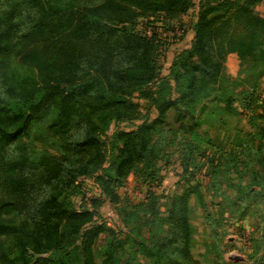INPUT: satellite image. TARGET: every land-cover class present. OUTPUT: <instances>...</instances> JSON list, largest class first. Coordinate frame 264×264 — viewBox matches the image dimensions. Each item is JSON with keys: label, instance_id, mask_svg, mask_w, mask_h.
Masks as SVG:
<instances>
[{"label": "trees", "instance_id": "1", "mask_svg": "<svg viewBox=\"0 0 264 264\" xmlns=\"http://www.w3.org/2000/svg\"><path fill=\"white\" fill-rule=\"evenodd\" d=\"M263 1L200 0L190 46L161 78L159 42L137 32V21L159 14L179 22L193 0H0V264H125L127 238L97 223V209L119 204L118 190L133 174L144 186L159 184V163H167L175 141L184 168L196 170L193 157L208 152L209 142L194 129L208 112L240 115L224 74L228 54L254 71L247 99L254 98L264 78V18L256 10ZM169 83L175 98L163 92ZM136 98L148 104L145 113ZM137 121L132 130L106 134L111 124ZM228 143L214 144L206 157L210 194L223 198L229 190L241 205L263 200L264 121ZM82 179L101 196L76 208ZM192 193L197 187L174 195L163 218L144 205L150 236L137 230L129 249L155 258L145 264H203L188 222ZM205 220L217 264H225L208 210ZM101 235L106 240L97 247ZM256 245L264 263V241Z\"/></svg>", "mask_w": 264, "mask_h": 264}, {"label": "rangeland", "instance_id": "2", "mask_svg": "<svg viewBox=\"0 0 264 264\" xmlns=\"http://www.w3.org/2000/svg\"><path fill=\"white\" fill-rule=\"evenodd\" d=\"M257 12L264 18V1L256 7ZM138 10H136L137 12ZM196 11L190 10L186 15L181 16L179 22H166L162 15H155L150 19H138L136 31L145 34L146 37L155 38L160 45L156 63L160 69L161 78H165L169 73L171 62L176 54L181 50L188 48L193 38L192 26L195 22ZM149 32V35L147 34ZM224 74L229 80L230 86L234 88L235 103L234 108L238 109L239 116L234 117L223 116L222 114H206L207 122H201V125L194 129V132L204 134V139L209 142L208 152L204 155H194V165L197 167L192 173L191 169H185L182 164L181 150L177 145H169V159L164 161L161 159L159 166L161 170V182L153 183L151 187L140 183L131 175L126 182L128 192L124 193L118 190L121 201L117 205L110 202H104L97 209V223L105 224V227L118 232L120 238H127L128 244L124 256L121 260L125 264H145L154 262L155 258H147L141 253H132L129 249V243L133 239L137 230L145 232L148 236L145 222H150V212L144 205L153 206L154 210L161 218L167 215L171 199L174 195H180L187 190L189 186L197 187L198 193L190 194L188 204V222L191 227V237L195 258L199 256L203 264H217L216 252L213 249V243L205 237L206 220L205 215L208 210L216 223L217 231L221 235L220 250L225 264H264L258 261V257L254 254L256 243L260 240L264 241V199L250 202L246 205L235 203V197L226 191L223 198L213 197L208 186L207 172L211 170L208 159L213 155L211 146L216 148L229 147V141L237 136L238 131L245 129L251 130L254 125L263 124L264 116V78L260 79L257 85L254 98H249V83L252 81L254 71L250 73L244 72V66H240V60L235 53H230L225 58ZM163 92L167 97L175 98L173 84L169 83ZM248 92V93H247ZM242 100V101H241ZM249 104L246 107L245 102ZM139 104L140 111L145 113L148 104L144 100L134 99ZM207 102V101H201ZM200 102V104H201ZM152 109V108H151ZM188 117L191 115L184 111ZM156 115L154 109L151 110V118ZM200 117V114H197ZM197 117V118H198ZM231 117V118H230ZM224 122V124H222ZM140 122L123 123L117 128L114 124L109 125L107 136L111 135L114 129L132 130ZM227 145V146H226ZM203 148L206 146L201 145ZM207 147V146H206ZM208 159H207V158ZM246 182V181H244ZM254 191H261V187L255 186ZM150 192V193H149ZM262 192L261 191V195ZM264 198V197H262ZM200 199L204 202V206ZM84 196L80 193L73 198V203L78 208L83 203H88ZM130 204V205H129ZM138 206L137 209L133 208ZM135 211V212H134ZM161 226H155V229ZM145 228V229H144ZM152 234V233H151ZM106 235H101L97 240V247L103 246ZM96 247V248H97ZM163 264H175L174 261L166 259Z\"/></svg>", "mask_w": 264, "mask_h": 264}, {"label": "built area", "instance_id": "3", "mask_svg": "<svg viewBox=\"0 0 264 264\" xmlns=\"http://www.w3.org/2000/svg\"><path fill=\"white\" fill-rule=\"evenodd\" d=\"M147 34L149 35V32H147ZM81 182H82V195L84 196L86 201L94 197L101 196L100 189L91 179H82ZM120 191L126 193L130 190H128V188L125 185L121 188Z\"/></svg>", "mask_w": 264, "mask_h": 264}, {"label": "crops", "instance_id": "4", "mask_svg": "<svg viewBox=\"0 0 264 264\" xmlns=\"http://www.w3.org/2000/svg\"><path fill=\"white\" fill-rule=\"evenodd\" d=\"M193 1H194V4H195V8H194V10L196 11V10H197L198 2H199L200 0H193Z\"/></svg>", "mask_w": 264, "mask_h": 264}]
</instances>
